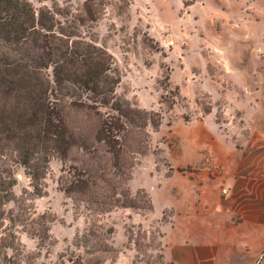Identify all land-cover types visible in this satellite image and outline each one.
Instances as JSON below:
<instances>
[{
    "label": "rangeland",
    "instance_id": "374dc122",
    "mask_svg": "<svg viewBox=\"0 0 264 264\" xmlns=\"http://www.w3.org/2000/svg\"><path fill=\"white\" fill-rule=\"evenodd\" d=\"M86 1L100 14L96 21L84 16L80 23ZM32 4L37 11L53 9L60 24L77 23L84 39L113 57L119 77L116 97L162 115L160 127L150 129L149 148L138 155L130 182L134 194L144 188L153 196L155 210L151 214L118 209L104 222L115 227L113 243L121 250L116 262L106 264H165L162 226L172 220L174 209L162 213L171 201L169 182L163 177L175 172L178 162L190 159L195 120L213 111L222 127L235 129L247 126L244 112L252 106L264 109V0H32ZM63 167L59 158L51 160L44 192L38 196L25 168L15 166V198L4 206L6 211L27 209L34 216L45 212L55 216L51 229L55 243L48 247L53 260L84 230L88 219L78 214L59 186ZM18 235L27 250L36 249L37 240L25 232Z\"/></svg>",
    "mask_w": 264,
    "mask_h": 264
},
{
    "label": "trees",
    "instance_id": "16d2710c",
    "mask_svg": "<svg viewBox=\"0 0 264 264\" xmlns=\"http://www.w3.org/2000/svg\"><path fill=\"white\" fill-rule=\"evenodd\" d=\"M83 9L80 23L98 19L95 4ZM118 83L113 57L77 23L60 24L53 9L37 11L32 0H0V264L114 263L121 250L104 219L118 209L153 211L148 192L134 194L130 182L162 115L116 97ZM53 158L64 165L61 190L88 218L55 260L48 248L55 216L4 208L15 198L14 167L25 168L41 196ZM21 232L37 240L35 250Z\"/></svg>",
    "mask_w": 264,
    "mask_h": 264
},
{
    "label": "crops",
    "instance_id": "0c3cea01",
    "mask_svg": "<svg viewBox=\"0 0 264 264\" xmlns=\"http://www.w3.org/2000/svg\"><path fill=\"white\" fill-rule=\"evenodd\" d=\"M216 118L195 120L190 159L163 177L171 201L162 213L174 209L162 226L165 264H264V109L245 111L246 127Z\"/></svg>",
    "mask_w": 264,
    "mask_h": 264
}]
</instances>
